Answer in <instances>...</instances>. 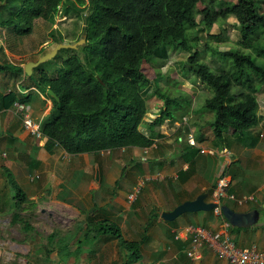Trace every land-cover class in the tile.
Wrapping results in <instances>:
<instances>
[{"label":"trees","instance_id":"16d2710c","mask_svg":"<svg viewBox=\"0 0 264 264\" xmlns=\"http://www.w3.org/2000/svg\"><path fill=\"white\" fill-rule=\"evenodd\" d=\"M206 2L210 3L208 0H91L88 8H82V0L77 3L73 0H0V28L18 36L29 34L36 18L53 26L60 9L64 12L71 9L77 14L89 10L84 33L87 43L82 47L84 63L72 55L63 61L64 69L55 76H49L41 64L27 76L22 66L11 64L4 55L0 59V72L10 70L15 80L26 78L27 89L35 87L51 100L40 126L47 138L46 150L60 147L74 155L151 146L153 134L146 135L140 126L152 96L163 99L164 107L148 125L151 131L164 119L182 121L190 112L189 100L180 105L178 98L160 89L148 93L151 80L143 71L144 63L165 56L168 49L191 52L183 73L199 78L212 90L201 107L212 113L208 126L214 140L221 141L228 131L237 135L250 132L260 121L257 94L264 85V63L260 61L264 57V12L261 11L264 1L236 0L223 12H216L214 18L201 10L197 19L194 6ZM228 16L235 18L240 42L246 50L235 48L223 52V57L229 59V67L216 72L199 60L198 51L194 50L197 38L193 31L198 25L209 29L213 21ZM48 89L58 100L47 95ZM37 91L32 92L35 97L39 96ZM31 100V94L17 91L0 94V110H7L16 102L27 105ZM14 187L11 196L6 192L0 194V208L11 212L12 224L25 222L21 214L29 202L23 190L17 185ZM28 226L24 223L23 227ZM103 236L117 238L119 246L127 252L121 264H146L140 262L145 238L125 239L119 227L109 221H86L83 237L77 243L85 247ZM57 240L56 232L48 236L47 256L57 250ZM59 248L66 250L67 246Z\"/></svg>","mask_w":264,"mask_h":264},{"label":"crops","instance_id":"0c3cea01","mask_svg":"<svg viewBox=\"0 0 264 264\" xmlns=\"http://www.w3.org/2000/svg\"><path fill=\"white\" fill-rule=\"evenodd\" d=\"M2 55L11 64H16L12 61V58H16L14 51L5 47L0 51V59ZM28 84L24 77L15 80L10 70L0 72V94L6 95L10 91L31 94L32 100L27 106L36 119H41L48 113L51 100L35 87L27 89ZM34 91L38 92V97L32 93ZM41 105L45 109L39 115L37 110ZM260 108L259 105L260 121L244 135L228 131L221 141H217L208 135L211 132L209 121L194 123L190 127L202 147L231 152L233 162L229 168L231 184L228 193L237 197L254 194L256 201L239 206L223 199L222 204L235 211L257 210L258 219L250 227L238 228L229 224L227 230L236 246L243 248L254 245L264 251V113ZM146 114V123L140 129L146 135L153 134L151 146L72 155L60 147L47 151L46 142L34 138L23 129L14 107L1 109L0 194L6 192L11 196V186L17 185L27 195L29 202H40L44 207L42 211L49 208L75 210L77 213L73 214L82 216L84 211L94 210V213H89L90 219L114 223L122 237L126 232L132 235L131 238L135 234L138 238L142 232L135 239L145 238L141 250L146 245L166 252L168 259L157 260V264H231L208 248L203 250L199 261H191L185 253L188 242L173 240V230L186 224L219 232L223 228V216L210 210L184 213L173 221L161 218L162 212L170 211L186 200H193L199 194L206 193V201H212L216 176L221 170L219 159L180 143L179 136L185 137V129L178 126L181 121L164 119L151 131L148 125L158 114L154 118L148 112ZM156 173L164 178L147 182L136 207L131 209L127 197L132 188L141 177ZM1 209L0 215L7 212L6 208ZM103 237L118 242L117 238Z\"/></svg>","mask_w":264,"mask_h":264},{"label":"rangeland","instance_id":"374dc122","mask_svg":"<svg viewBox=\"0 0 264 264\" xmlns=\"http://www.w3.org/2000/svg\"><path fill=\"white\" fill-rule=\"evenodd\" d=\"M73 1L77 3V0ZM82 1L83 5L80 7L88 8L91 0ZM208 1L210 3H197L194 6L197 19L200 18L201 10H206L207 15L214 18L216 12L219 14L228 6L236 3V0ZM261 11L264 12V9ZM88 14V9L79 14L73 13L71 9L66 12L60 9L53 26L42 18H36L33 21L32 31L25 36L12 35L6 28H0V51L7 47L16 53V58L11 57L12 61L25 65L27 62L38 61L59 44L76 45L75 48L59 49L53 58L41 63L49 76H55L64 69L63 61L69 56L76 55L84 63L82 47L87 43L84 33L85 17ZM193 35L197 38V47L194 50L198 51L199 60L216 72L229 67V59L223 57V52L235 48L246 50L240 42L237 22L232 16L224 20L213 21L209 29L198 25ZM190 54L192 53L180 49H168L165 56L143 64V71L151 80L148 93L160 89L170 97L178 98L180 105H183L185 100H189L190 112L186 115L187 123L183 126L184 129L193 127L194 123L212 120V113L202 110L201 107L203 101L212 95V90L199 78L183 73V66ZM260 61L264 63V57H261ZM85 69L89 68L85 66ZM258 98L260 111L264 113V85L257 94V100ZM162 107H164V101L158 96H152L147 101L148 113L153 118L154 115L159 114ZM44 109L41 105L37 114L40 115ZM176 113L178 114L179 111ZM145 123L143 121L141 125L144 126ZM208 135L213 138L212 131ZM219 145L222 147L221 143ZM144 187L137 198L132 203H128L131 209L136 207L138 197ZM14 190L15 187L11 186V191L14 192ZM43 208L40 202H27L21 214L25 222L15 224L11 223V212L0 215V264H121L124 260L125 250L119 246L116 239L102 237L85 247L78 246L77 242L83 237L84 223L89 221V215L94 213V210L84 211V215L76 216L73 214L75 210L49 208L42 211ZM24 223H28V228L23 227ZM52 232L57 233L56 245L58 246L57 250L47 256L45 247L48 236ZM123 235L124 238L133 240L140 237L139 235L136 238L135 234V237L131 238L132 235L126 232ZM63 245L67 246L66 250H60L59 247ZM142 253L143 257L140 262L146 264H157V260L168 259L166 252L163 253L152 246L145 245Z\"/></svg>","mask_w":264,"mask_h":264},{"label":"built area","instance_id":"2783aa9c","mask_svg":"<svg viewBox=\"0 0 264 264\" xmlns=\"http://www.w3.org/2000/svg\"><path fill=\"white\" fill-rule=\"evenodd\" d=\"M13 107L19 114L23 129L34 138L46 142L47 138L41 132V119H36L32 115L30 108L23 103L16 102ZM179 123V127L186 125V117ZM184 132V138L179 136L178 141L180 143H185L187 146L197 148L198 152L201 154L216 156L221 163V170L216 176L212 198V202L217 204V207L213 208L215 214L222 216L220 205L223 199L233 201L239 206L256 201L254 194L237 197L232 193H228V188L231 184L229 168L233 162L231 152L228 150L219 151L215 148L202 147L199 145L190 127L185 129ZM163 178L164 176L160 173L141 177L129 193L127 197L128 202L132 203L137 198L141 189L147 182L162 180ZM223 220V228L219 232H214L194 224H186L185 226L173 230V240L188 242L189 246L185 253L191 261H199L202 258L203 250L208 248L231 264H264V251L259 250L254 245L243 248L236 246L227 230L229 223L225 218Z\"/></svg>","mask_w":264,"mask_h":264},{"label":"water","instance_id":"95a60500","mask_svg":"<svg viewBox=\"0 0 264 264\" xmlns=\"http://www.w3.org/2000/svg\"><path fill=\"white\" fill-rule=\"evenodd\" d=\"M76 45H63L59 44L57 47H55L51 52L44 55L42 58H40L36 62H27L25 63L23 70L24 73L29 76L32 74L33 67L38 66L42 62L53 58L59 49L61 48H75ZM47 95L54 98L55 100H58L56 94L51 90L48 89L46 91ZM207 194L202 193L199 194L196 198L193 200H186L177 206H175L170 211H164L161 213V218L166 221H173L180 215L188 212H198V211H210L213 210V208L217 207V204L214 202H207L206 201ZM220 210L222 213V216L228 221V223L231 226L234 227H250L253 224L256 223L258 219V211L257 210H248V211H235L229 206L225 204L220 205Z\"/></svg>","mask_w":264,"mask_h":264}]
</instances>
